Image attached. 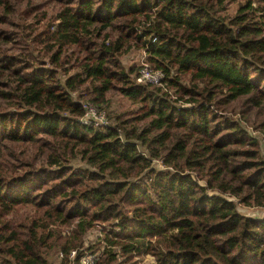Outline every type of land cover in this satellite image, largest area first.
Listing matches in <instances>:
<instances>
[{"label":"trees","instance_id":"obj_1","mask_svg":"<svg viewBox=\"0 0 264 264\" xmlns=\"http://www.w3.org/2000/svg\"><path fill=\"white\" fill-rule=\"evenodd\" d=\"M262 148L264 0H0V264H264Z\"/></svg>","mask_w":264,"mask_h":264},{"label":"built area","instance_id":"obj_2","mask_svg":"<svg viewBox=\"0 0 264 264\" xmlns=\"http://www.w3.org/2000/svg\"><path fill=\"white\" fill-rule=\"evenodd\" d=\"M140 69L136 79L138 84L160 86L162 85L163 76L161 72L153 70L146 62L145 57L140 58ZM83 113L79 118L80 122L89 127L102 128L108 125V120L105 111L89 102H81ZM264 156V148L261 150ZM75 251L71 253L70 258H73ZM97 254L86 256L81 260V264H95Z\"/></svg>","mask_w":264,"mask_h":264},{"label":"rangeland","instance_id":"obj_3","mask_svg":"<svg viewBox=\"0 0 264 264\" xmlns=\"http://www.w3.org/2000/svg\"><path fill=\"white\" fill-rule=\"evenodd\" d=\"M142 57H146L145 53L141 50L134 49L132 52L128 53L127 55H124L121 60L123 62V66L125 68H128L129 66H132V65L140 66V58H142ZM46 67H48V66H46ZM113 102H114V104H113L114 108L116 109V111H119V112H125L127 110H131L132 108H134V106H132L131 102H129L127 100H123L120 97H114ZM184 106L187 107L188 105H184ZM99 107H101L103 109V106H99ZM105 113H106V111H105ZM106 116H107V113H106ZM231 117L235 120H239V118H240L238 115H234ZM107 120H108V117H107ZM108 123H110V122L108 121ZM249 130H251L252 133L254 132L252 130V128H249ZM154 166L157 168L161 167L160 162L154 163ZM245 211L248 212L253 217H262L264 215V210H250V209L244 210L241 208L240 212L246 213ZM100 236H102L101 228H99L98 226H95L94 228L90 229L85 236L86 245L95 244V242L100 238ZM101 251L102 250H100L98 252L99 255L101 254ZM134 262L136 264H154L153 259L149 256L140 257V258L134 257Z\"/></svg>","mask_w":264,"mask_h":264}]
</instances>
